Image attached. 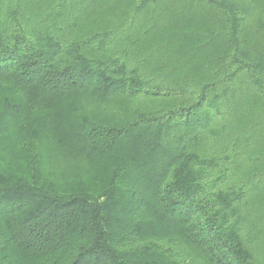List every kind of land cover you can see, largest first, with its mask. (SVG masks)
<instances>
[{"label":"trees","instance_id":"trees-1","mask_svg":"<svg viewBox=\"0 0 264 264\" xmlns=\"http://www.w3.org/2000/svg\"><path fill=\"white\" fill-rule=\"evenodd\" d=\"M0 264H264V0H0Z\"/></svg>","mask_w":264,"mask_h":264},{"label":"rangeland","instance_id":"rangeland-1","mask_svg":"<svg viewBox=\"0 0 264 264\" xmlns=\"http://www.w3.org/2000/svg\"><path fill=\"white\" fill-rule=\"evenodd\" d=\"M128 105L129 104V102L128 101H124V102H120V103H118V108H120V106L121 107H123L124 105ZM46 152H48L49 154H50V152H49V150L47 149L46 150ZM51 154L49 155V157L47 156L46 157V160H45V163L46 164H48V167L52 170V171H54V174H55V176H58V177H64V172L65 171H62L59 167H54L56 164H53V161L52 162H50V160H51ZM57 166H58V164H57ZM68 171V170H67ZM61 174H63V175H61ZM70 175V173L69 174H66L65 176L66 177H68Z\"/></svg>","mask_w":264,"mask_h":264}]
</instances>
